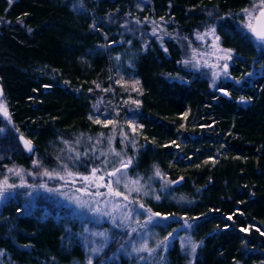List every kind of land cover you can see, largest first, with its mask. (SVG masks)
Wrapping results in <instances>:
<instances>
[{
  "label": "trees",
  "instance_id": "16d2710c",
  "mask_svg": "<svg viewBox=\"0 0 264 264\" xmlns=\"http://www.w3.org/2000/svg\"><path fill=\"white\" fill-rule=\"evenodd\" d=\"M254 5L259 0H0L8 112L0 113V172L28 173L39 160L49 170L67 163L88 173L94 138L112 129L103 168L131 157L127 178L142 186L134 201L175 215L157 235L188 219L197 245L188 252L177 232L149 264H264V46L241 24V10ZM212 26L220 49L232 50V77L215 78L214 87L191 55L209 45L197 37ZM129 120L138 127L134 146L121 140ZM18 179L9 175V183ZM92 226L77 206L18 187L0 200V264H89L84 229ZM110 230L91 264H138L108 259L128 238L122 227Z\"/></svg>",
  "mask_w": 264,
  "mask_h": 264
},
{
  "label": "rangeland",
  "instance_id": "374dc122",
  "mask_svg": "<svg viewBox=\"0 0 264 264\" xmlns=\"http://www.w3.org/2000/svg\"><path fill=\"white\" fill-rule=\"evenodd\" d=\"M208 31V30H207ZM205 31L204 33H206ZM203 33V34H204ZM201 40V39H200ZM209 41V45L205 46L202 50H197L195 53H192L191 55L195 58V63L200 67H206L208 72L213 77V73H217L218 77H232L231 73L229 72V66L231 64L230 59H225V54L222 49L217 44L216 37L214 35L208 34L204 35V38L201 40L202 46L206 41ZM205 49V50H204ZM227 63V75L224 74V70L222 68V65ZM105 125V124H104ZM113 128V127H112ZM135 132H133L132 128L128 125V129H126L122 135L121 140L124 143H130L133 144L131 141H134L137 137V130L138 127L135 125ZM109 134H104L101 138V143L97 144L96 140L100 135L94 138L92 148L93 150L89 153L93 157L95 155V165L91 166L93 167H101L103 168L102 161L104 158V155H101V153L110 152V148L112 147L113 139L112 136V129L108 131ZM125 134L130 139H125ZM108 137H112L111 145L108 143ZM103 144V145H102ZM107 146V148L105 147ZM109 146V147H108ZM106 149V150H105ZM106 154V153H105ZM97 157H100V160L97 159ZM114 167H119L118 165H115ZM110 170L113 169L109 168ZM107 169V171L109 170ZM42 169H38L33 167L29 172L32 174L29 175L28 173L24 172L25 179L27 183L29 184H36L39 185L41 183L47 182L49 187L53 188H59V192H47L43 189H39L40 192H46L47 195H54L57 200H62L66 203L73 204L77 206L79 209H81L84 213V215L93 221V226L91 228H88L91 232H107L108 233V239H109V231H111L112 226L122 227L123 230L128 234V238H126V241L123 245V247H120L116 252H113L110 254L108 259L110 261L118 260L121 255L127 256V257H133L136 259L138 264H149L153 263L158 259V256L161 257L162 254L165 252V250L169 247V245L172 242V237L175 234H178L177 232H184L185 235H181L182 244H185L188 247V252L192 253L191 250V244H192V238L190 234L188 233L189 227H190V221L188 219H182V222L180 226L172 231L170 234H168L165 237H159L156 233V230L162 229L163 224L168 221L169 219L173 218L175 215L171 214H161L159 217H154L151 223H148L145 225V221L147 220V213L144 209H139L140 203H129V201H134V198H137L139 196V192H132L129 195V201H122L121 198H114L110 195H107V189L104 187L99 188V192L103 193L104 195H94V193L97 191L95 187H90L87 192L83 191V186L86 182L79 179V177H76V182L72 183L71 179H67V182L64 180L59 179H52L49 180L48 177H43L36 175L38 171H41ZM71 171V170H70ZM61 175H63V171H59ZM73 172V171H72ZM77 173V172H74ZM81 175H88V173H79ZM5 175L8 176L11 175L8 171H5L3 173L0 172V178L4 177ZM3 179V178H1ZM107 179V178H106ZM128 179V178H127ZM20 183V178L18 179ZM129 180V179H128ZM131 180V179H130ZM132 180H136L133 179ZM125 180H121L120 185V191L124 192L125 189L123 188ZM30 189L24 188V192H28ZM35 192V191H33ZM77 199L81 201H87L88 204H90L92 207L98 208L100 211L99 213H90L87 208H80L78 204L75 202ZM117 204H128V208L125 209L123 207H116ZM148 209V208H145ZM131 210V219H124L126 213ZM153 212V211H152ZM156 213V212H153ZM164 217H167L166 219ZM113 219H115L116 223H113ZM137 219L139 220V224L136 223ZM101 223H105L104 225H109V227L104 228L100 227ZM141 225H145L141 227ZM131 228H136L137 232H131ZM106 229V230H105ZM165 238H167L165 247L163 244H160L159 247H157L158 243L160 241H164ZM85 244L88 252V260H93L98 253L93 254L90 249L93 247L99 246L100 238L98 237H92L89 236L88 233H85ZM146 240L149 248H155L156 251L153 252L151 255H149L148 252H141V253H132L131 248L132 244L135 243L137 246L139 244ZM95 241V243H93ZM140 257H143L144 259H141Z\"/></svg>",
  "mask_w": 264,
  "mask_h": 264
},
{
  "label": "snow or ice",
  "instance_id": "6c2138e0",
  "mask_svg": "<svg viewBox=\"0 0 264 264\" xmlns=\"http://www.w3.org/2000/svg\"><path fill=\"white\" fill-rule=\"evenodd\" d=\"M10 3H11V0H10ZM241 11L245 17V19L243 21H241L243 28L248 33L251 34V37L258 44L264 46V0H259V5H254L253 8H251V9L245 8V9H242ZM209 15H211V12L209 13ZM137 23L139 24L140 21H137ZM215 32H216L215 26H212L208 29V31L206 33L198 34L197 38L202 40L204 38V35H208V34L215 36ZM153 34H155V30H154ZM216 40L217 41L219 40L218 36H216ZM165 51H167V50L165 49ZM223 51L225 54V59H231L232 50L226 49ZM117 59H119V58H117ZM183 63L189 64V63H192V61L191 60H185V61H183ZM262 67H264V65H262ZM222 68L224 70V74L227 75V68H228L227 63L223 64ZM249 75H251V74H249ZM213 77H214V80H213L212 86L214 87L215 86V78H218V74L213 73ZM136 83H138V81ZM45 87H48V86L46 85ZM221 91H224V90L221 89ZM3 95H4L3 94V88L0 87V113H3V115L8 116L7 107H6V104L3 100ZM225 95H229V93L225 91ZM240 99L244 100L245 98L241 97ZM99 103H101L100 100L97 101V105ZM133 103H137V102L133 101ZM94 107H96V106L94 105ZM97 112H99L98 108H97ZM89 119L93 120L94 123H103L105 125H107L108 123H111V121L108 119H105L102 121L100 119V115H96L95 117L90 115ZM128 125L132 128L133 132H135V130H136L135 125L133 124V122L131 120L128 121ZM141 127H142V125H141ZM0 132H3V129H0ZM103 135L104 134L101 133L100 137L97 138V140H96L97 144L102 142L101 138L103 137ZM89 139L91 140V137H89ZM125 139H130L127 136V134H125ZM20 140L23 141L24 148L28 152L31 153L34 151L31 141L25 139L22 134L20 135ZM111 141H112V137H108L109 145H111ZM131 142L133 143V146H134V141H131ZM77 143H79V141H77ZM173 143H175V142H173ZM111 151L116 156L121 155L120 152H116L114 149H111ZM84 155H88V153L85 152ZM101 155H106V154L102 152ZM79 156H80V153H76V158H79ZM103 164H107V160L102 161V165ZM131 164H132V158L129 157L126 161L120 160L119 161V167H113V169L111 171H107L106 168L93 167L90 169L88 175H81L79 173H74V172L70 171L68 168V164L64 163V164H62V170H63L64 174L61 175V173L59 171H57L56 169L49 170L48 168L43 167L41 161H39V160L33 161V167L38 168V169H42L41 171H38L36 173V175L48 177L49 180L59 179V180H64L66 182H67V179L70 178L72 183L76 182V177L78 176L80 180L86 182L83 186V189H82L83 191L87 192L90 187H95L97 189V191L94 193V195H104L103 193L99 192V188L104 187L107 189V195H110L114 198H121L122 201H129V195L132 192H139L141 190V187H142L140 185L139 178L136 180H128L127 179V173H126L125 169H127V167L130 166ZM7 171L16 177H19L20 183L19 184L9 183V179H8L7 175H5L3 177V179H0V200L5 199L6 196L8 194H10L12 190H14L18 187H24V188L30 189V191L25 193V195H27V196H31L33 191H37L39 189H43L47 192H59L60 191L59 188L49 187L47 182L41 183L39 185L27 183V181L25 179V175H24L25 170L22 168L13 167V168H8ZM28 174L31 175L32 173L29 172ZM155 175L156 176L161 175L159 168L156 169ZM122 179L125 180V182L123 184V188L125 189L124 192L120 191V185H121ZM176 183H178V181ZM145 194H147V193H145ZM155 198L157 200L160 199L159 196H156ZM75 202L78 204V206L80 208H82V209L87 208L90 213H99V211H100L98 208L92 207L90 204H88L87 201H81V200L77 199ZM129 203H135V201H129ZM116 207H123V208L127 209L128 204H117ZM138 207H139V209H144L145 212L147 213V220L145 221V225L148 223H151L152 220L154 219V217H159L161 215L160 213H153L151 211V209H145L144 204H139ZM164 218L166 219L167 217H164ZM228 218L231 219V217H228ZM124 219H131V210H129L128 213H126ZM113 223L114 224L116 223L115 219H113ZM136 223L137 224L140 223L138 219H137ZM145 225H141V227H143ZM117 226H119V225H117ZM245 230L246 229H241V231H245ZM84 232L88 233L89 236L100 238L99 246L91 248L90 251L93 254H96V253H99L100 251H102L103 247L106 246V244L108 242V233L106 231L105 232H91L88 228H85ZM131 232H137V229L131 228ZM262 234H264V233H262ZM166 241H167V238H165L164 241H160L158 243L157 247H159L160 244H163L166 247L167 246ZM93 243H95V241H93ZM121 247H123V245ZM196 247H197V245L195 243L191 244V249L193 252H195ZM131 251H132V253H136V254L141 253V252H148L149 255H151L153 252L156 251V249L155 248H149L147 241L144 240L139 244V246H137L135 243H133ZM140 258L144 259L143 257H140ZM89 264H91V260H89Z\"/></svg>",
  "mask_w": 264,
  "mask_h": 264
},
{
  "label": "water",
  "instance_id": "95a60500",
  "mask_svg": "<svg viewBox=\"0 0 264 264\" xmlns=\"http://www.w3.org/2000/svg\"><path fill=\"white\" fill-rule=\"evenodd\" d=\"M24 138H25V139H27L26 137H24ZM27 140H29V139H27ZM22 143H23V141H22ZM23 146H24V145H23ZM32 147H33V145H32ZM177 181L179 182V181H180V179H178Z\"/></svg>",
  "mask_w": 264,
  "mask_h": 264
}]
</instances>
